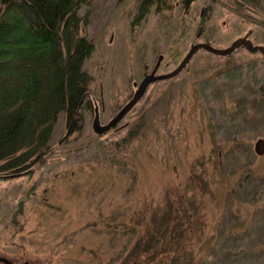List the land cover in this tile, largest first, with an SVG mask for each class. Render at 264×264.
Returning <instances> with one entry per match:
<instances>
[{
	"label": "rangeland",
	"instance_id": "374dc122",
	"mask_svg": "<svg viewBox=\"0 0 264 264\" xmlns=\"http://www.w3.org/2000/svg\"><path fill=\"white\" fill-rule=\"evenodd\" d=\"M239 1L169 0L140 23L139 0L79 9L95 44L84 62L94 107L76 131L59 116L45 162L0 173V256L20 264H264L260 52L200 49L108 131L92 126L95 105L106 125L160 55L157 73H166L197 42L222 48L249 34L264 44V5ZM175 212L178 220L166 223Z\"/></svg>",
	"mask_w": 264,
	"mask_h": 264
},
{
	"label": "trees",
	"instance_id": "16d2710c",
	"mask_svg": "<svg viewBox=\"0 0 264 264\" xmlns=\"http://www.w3.org/2000/svg\"><path fill=\"white\" fill-rule=\"evenodd\" d=\"M90 1L0 0V173L45 162L59 116L76 131L82 112L93 109L92 77L84 62L95 44L81 31L88 19L78 12ZM193 1L180 0L185 6ZM168 2L139 0L135 21ZM246 2L264 5V0L239 1ZM177 216H167L166 223ZM164 225L154 228L159 232Z\"/></svg>",
	"mask_w": 264,
	"mask_h": 264
},
{
	"label": "water",
	"instance_id": "95a60500",
	"mask_svg": "<svg viewBox=\"0 0 264 264\" xmlns=\"http://www.w3.org/2000/svg\"><path fill=\"white\" fill-rule=\"evenodd\" d=\"M239 47H245L248 50L252 52L260 51L261 54L264 56V44H255L252 39L249 38V34H246L244 36L238 37L235 39L231 44H229L227 47H216L213 46L210 42H197L192 44L190 46V49L188 50L187 54L182 57L183 59L178 64L177 68H174L173 70L166 72V73H157L159 62L161 61V58L163 57L160 55L159 61L154 69H152V72H147L144 76V78L141 80L140 83L136 82L137 88L134 91L131 98L123 105V107L116 113V115L105 124L101 123L100 115H99V109L97 108L95 117H94V123L93 128L97 133H103L108 131L111 127H113L116 123H118L127 112H129L135 105L138 103V101L143 97L144 93L146 92L148 86L155 82L156 80H167L169 78H172L176 75H178L182 70L185 69L187 64L192 59L193 55L199 51L200 49H205L207 52H211L218 55H229L232 52H234ZM17 174H13L10 176H14ZM0 262H3L5 264H20L16 263L15 261L10 260L7 257L0 256ZM25 264H28L26 262Z\"/></svg>",
	"mask_w": 264,
	"mask_h": 264
},
{
	"label": "flooded vegetation",
	"instance_id": "af4514ba",
	"mask_svg": "<svg viewBox=\"0 0 264 264\" xmlns=\"http://www.w3.org/2000/svg\"><path fill=\"white\" fill-rule=\"evenodd\" d=\"M239 48H241V47H239ZM238 49V48H237ZM236 51V50H235ZM257 52H260V51H257ZM233 53V52H232ZM260 54H261V52H260ZM229 56V55H228ZM159 65H160V62H159ZM155 67H156V65H155ZM154 67V68H155ZM158 68H159V66H158ZM147 69H149V66H148V68ZM146 69V70H147ZM157 70V69H156ZM153 71V70H152ZM152 71H150V72H152ZM157 72H158V70H157ZM146 74V73H145ZM134 85L136 86V88H137V85H136V81L134 82ZM136 88H135V90H136ZM95 108H96V110H97V108L99 109V106L96 104L95 105Z\"/></svg>",
	"mask_w": 264,
	"mask_h": 264
}]
</instances>
